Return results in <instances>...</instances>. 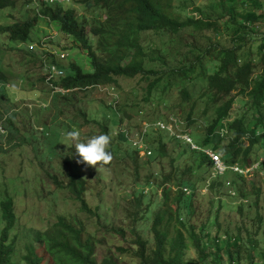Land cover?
<instances>
[{"label":"trees","instance_id":"16d2710c","mask_svg":"<svg viewBox=\"0 0 264 264\" xmlns=\"http://www.w3.org/2000/svg\"><path fill=\"white\" fill-rule=\"evenodd\" d=\"M75 1L93 12V17L87 19L83 15L81 20L74 10H63L57 5L43 8V12L58 24L62 33L69 35L73 44L83 51L82 57L90 67L87 73L82 66L71 62L64 68L65 77L54 82L68 90L70 97L65 98V101L69 107H75L79 100L78 94L88 92L90 86L119 88L120 79L140 76L142 81H149L143 97L145 102L156 99L163 101L169 92L178 91L181 103L189 107L186 128L196 123L195 117L204 120V135L197 137L199 133L191 131L195 133L194 141L214 149L225 162H238L246 168L264 156L261 153L264 149V36L260 40L254 39L259 31L258 23L264 20L262 0H240L243 5L249 2L252 5V8L242 9L240 13L237 0H220L222 11L217 16L204 14L200 8H196L193 13H199L198 16L191 14L186 17L182 14L183 6L179 0ZM5 7H15V3L0 0V11ZM36 22H24L21 28L20 24L3 28L2 32L13 40L25 42L30 40ZM189 29L195 35L193 43L185 42L182 38V33ZM202 35H205L206 40ZM217 38L219 41L215 40ZM202 40L205 44L201 43ZM185 45L190 50L183 52L182 47ZM173 53L180 56L177 65L170 63L169 57ZM49 57L52 58L51 54ZM257 70L259 74H256ZM2 73L5 72L0 68V79L3 78ZM238 97L242 108L233 111L236 116L231 121V110ZM125 105L128 106L127 103ZM113 107H103L106 109L103 120L94 121L102 131L100 134L111 135L109 150L114 157L111 164L98 168L113 167L121 155L124 159L130 158L136 165L131 178L137 185V190L133 191L132 199L126 202L125 207L131 220L133 246L131 249L119 248L120 255L130 254L138 259L139 264H222L224 257L229 259V264H240L241 251L247 242L254 249L258 247L255 236L260 234L264 222V205L260 206L261 188L255 179L230 173L211 179L212 164L209 157L175 139L171 140L174 147L169 151L167 140L154 132L147 138L151 155L140 166L146 169V173L141 176L139 150L126 135L129 130L123 131L119 125L124 116L128 119L131 116L127 114L126 108ZM108 110L111 113L107 114ZM80 114L82 117L88 115L83 110ZM222 127L228 131L227 138L221 137ZM116 130L118 132L114 135ZM116 138L117 141L113 143ZM245 140L249 141L244 143ZM219 145H223L225 151L220 150ZM75 158L79 159L78 156ZM166 159L169 160L167 170L163 167ZM81 165L72 167L69 162V166L76 171L69 172L67 184L58 182L60 189H68L73 195L79 205L78 211L75 215L58 216L51 228L27 231L31 240L25 246L24 255L20 256L17 250L16 235L10 238V233L17 225L14 201L8 193L0 197V224H3L0 229V264H18L17 259L25 264H45L46 257L37 252L39 247L45 250L50 264H118V258L113 254L104 255L101 263H98V243L96 240L93 244L90 242L94 234L84 237L88 227L78 213L97 218L98 227L106 228L103 230L111 234L124 236L126 230L115 229L114 222L107 218L102 220L98 206L91 205L86 177L80 173ZM254 171L251 173L254 178L264 180V162L259 163ZM98 179L101 181L102 176H98ZM229 179L231 186L228 187ZM184 188L190 193L184 192ZM228 188L234 192L231 193V189L228 192ZM173 189H176L177 197L173 200L174 204L170 205ZM205 189L211 197V207L199 231L197 219L202 214L201 191ZM223 197L237 203L235 211L244 219H250V210L252 206L256 207L252 223L257 229H247L246 239L240 233V226L239 232L232 234L227 230L222 238L211 239V233L206 232L209 223L220 228ZM216 201L217 206H214ZM154 206H159V209L151 227L152 244L151 239L141 235L140 230L137 231L133 225L142 219L145 221L146 213ZM171 224L178 226L174 237L170 236L168 230ZM184 231L189 233L193 241L199 254L197 259H185L187 240ZM262 235L264 238V232ZM260 255V263H255L251 257L250 264H264V251Z\"/></svg>","mask_w":264,"mask_h":264},{"label":"rangeland","instance_id":"374dc122","mask_svg":"<svg viewBox=\"0 0 264 264\" xmlns=\"http://www.w3.org/2000/svg\"><path fill=\"white\" fill-rule=\"evenodd\" d=\"M71 1L74 3L73 0ZM237 1L239 2L240 0ZM262 1L264 2V0ZM219 2L220 0H179V3L183 6L181 9L182 14L185 17L191 14L198 16L199 13H193V9L196 8H200L204 14L217 16L222 11ZM251 6L250 2L246 5L239 2V13L242 9H247V7L252 8ZM78 10L87 19H91L94 15L85 6H79ZM262 10L264 11V7ZM0 17L1 25L14 27L20 24L21 28L24 21L33 18V13L30 8L23 7V2L21 1L18 2L15 8H5L2 10ZM37 25L38 27L31 35L32 42L29 44H33L35 40L37 41L35 36L39 33H42V37L59 36L58 27L53 23L42 19L38 21ZM258 26L259 31L254 35V39L256 37L260 40L264 36V20H261ZM193 35L194 33L189 29L182 33V38H184L185 42L193 43L195 37ZM204 36L202 35V38L206 40ZM66 37H64V42L54 39L52 45L58 49H62L61 46H63L67 49L66 54L69 55L66 58L57 57L48 61L54 60L63 67L69 65L71 62H75L79 66H82V69L87 73L90 72L86 59L82 57L83 51L76 44L74 45L72 40ZM204 40L201 41L202 44H205ZM215 40L219 41L218 38ZM0 43V60L5 58V61L0 63V68L4 71H8V69L12 71L10 74L5 73L4 78L8 82H12V87L3 86V89L0 90V95H2L0 98V197L8 193L14 201L17 225L10 233V238L16 235L17 250L20 252V256L26 253L25 246L31 240L30 236H27V231H30V229L45 230L46 228H51L57 222L58 216H71L75 215L78 211L79 205L74 201L70 191L68 189H60L58 185V182L67 184L69 182V172L72 170L76 171L69 166V162H71L72 167H76L77 165L75 147H68L60 143L63 141L65 133L71 131L73 128L81 132L82 141L93 135L102 133L100 127L95 125L94 121L101 122L103 120L106 111L103 107L113 105L114 109L126 108V112L131 116V119L124 116V123L122 122L119 125L123 131H130L131 139L135 143L141 129L146 131L153 126L148 132L153 134V131H157L152 119L156 120L158 116L164 119L165 123L173 122L172 129L175 131V134L170 135L171 140L175 139L183 143L182 139H186L182 136L184 133L192 136L194 139L195 133L192 134V130L199 133L196 134L197 137H201L206 132L204 120L201 117H195L196 123L187 128L190 131L183 129L184 123L181 119L186 121L189 107L181 103L182 98L178 91L169 92L163 101L156 99L155 101L145 102L143 97L149 81H142L140 76L134 79H120L119 88L118 86L114 88L109 86L92 88L90 86L92 90L87 89L89 90L88 92H80L78 94L79 100L75 107H69V104H66L65 98L70 97V94L66 92V89L56 88L51 92L45 86V80L43 83V78L46 74L44 73L42 60L38 57L42 55L41 53L31 51L34 57L29 55L25 51L29 44H20L10 39L6 34L2 35V38L0 37ZM188 50H190V47L186 45L182 47L183 52ZM6 53L8 54L6 55ZM179 59L180 56L175 53L169 57L172 65H177ZM259 73V70H257L256 74ZM32 84L35 85L33 86ZM240 98L242 99V96ZM126 103L128 106L125 105ZM166 105H172L169 107L170 110H167ZM241 108L242 105L238 97L231 110L233 116L229 120H234V116L236 115L233 111H239ZM156 109L158 110L154 113L153 110ZM81 110L87 112V117H82L80 114ZM108 113H111V111L108 110ZM153 114L154 117L150 118ZM88 122L92 123L88 125ZM92 128L94 129L91 130ZM158 129L164 135H169V132L165 128L160 126ZM117 130L114 131V135L117 134ZM220 134L221 137L227 138L228 131L225 127L220 128ZM164 135L162 137L167 140L169 144L168 150L171 151L172 147H174L172 141L167 139V135H165L167 138ZM116 141L117 138L113 140V143ZM248 141L245 140L244 143ZM219 146H221L220 150L225 151L224 146ZM204 150L210 149L205 148ZM261 153L264 154V149L261 150ZM144 155V152H139V167L144 161H148V157ZM263 160L264 157H262ZM253 166L246 170L245 174H247V178L255 179L258 184L257 186L261 188L260 206H262L264 205V180L258 177L254 178V174H251L255 169ZM163 167L165 170L169 169L168 159L164 160ZM151 168L154 169L153 166ZM135 169L136 165L132 159H124L122 155L111 168H93L86 165H81L80 167V173L87 180L88 200L91 205L98 206V214L102 220L107 218L112 223L114 222L115 229L124 228L126 230L124 236L121 234H111L109 231L103 230L106 228L98 227L97 218L89 217L85 213H78L79 217L86 221L88 227V231L84 233V237L94 234L90 238V242L93 244L96 240L98 243L96 244L98 263H101L104 255L113 254L115 257L117 256L118 264H139L138 259L132 257L130 254L120 255L118 250L119 248L131 249L133 246V233L130 229L131 220L128 219L129 215L125 207L126 202L132 199L133 191L137 190V185L131 178ZM139 171L141 176L146 173L144 167H140ZM98 176H102L101 181H99ZM102 187L103 190L101 191ZM37 192L42 195L37 194ZM158 193L160 194L161 190ZM201 194L203 196L202 214L197 219L199 231L201 230V223L206 220L211 207L209 204L211 197L208 195V192L203 190ZM176 197V189H173L170 195V205L174 204L173 200ZM212 199L218 200L217 198ZM222 200H224V207L221 210L220 228H217L216 224L209 223V226L207 225L206 227V232L211 233V239L222 238L224 232L227 230L232 234L239 232L240 226V233L246 239L247 229H257V226L252 223L256 207L252 206L250 210L251 218L244 219L242 216L239 217L235 211L237 203H234L228 197H223ZM253 200H255V197ZM214 206H217V201L214 203ZM158 209L159 206H154L149 213H146L147 219L145 221L142 219L133 225L137 231L140 230L141 235L147 239H151L152 244L153 234L151 233V227ZM262 214L264 218V208L262 209ZM210 222L214 223L216 221L211 220ZM1 228H3V224H0ZM177 228L178 226L175 224L169 226L170 236H175ZM184 232L187 240L185 259H197L199 254L194 247L193 241L190 239L189 233ZM262 232H264V222L260 229V234L255 236L258 239V247L254 249L247 242L245 248L241 251L240 264H250L251 257H253L255 263L261 262L260 252L264 251ZM133 249L135 251V247ZM37 252L39 255L46 257L45 264H50L49 258L42 247H39ZM17 262L18 264H25L19 259H17ZM222 264H229V259L224 257Z\"/></svg>","mask_w":264,"mask_h":264},{"label":"clouds","instance_id":"9594fccd","mask_svg":"<svg viewBox=\"0 0 264 264\" xmlns=\"http://www.w3.org/2000/svg\"><path fill=\"white\" fill-rule=\"evenodd\" d=\"M11 1L13 3H15V7L18 4V2L22 1L23 7L30 8L32 10L33 18H31L27 21H24V22L30 21L32 23H35V20H37V22H38V21H41L42 19H44L45 21L53 23L54 25H56L58 27V31L60 32L59 36L42 37V33H40V36H37V35L35 36L37 38V41L35 40V42H33V44H29L32 42V38H30V40L25 41V42L18 41V40H15V41H17L20 44H29L28 47H26L27 49L25 51L33 57H34V54L31 51H37V52L42 54L41 56H38V57L40 60H42L43 67H44V73L46 74V75H44V78H43V83L45 80V83H44L45 86L48 87L51 92H53L56 88L63 89L62 87L55 85L54 82L59 81L65 77V69L64 68L68 65H65L63 67L60 64H58L56 61L53 62V61H48V60H52V59L57 58V57L66 58L69 55V54H66L67 49H65L63 46H61L62 49H58L52 45V43L54 42V39H57V40L59 39V41L64 42V37L68 36L66 38H69V39H71V38L66 33H62L63 31H61V28L59 29L58 24L53 22L51 20V18L43 12V8L46 6L57 5V6H60V8H62L63 10H74L76 12L77 16L81 17V20H83V18H82L83 15H81L79 10H78V7L80 5L75 0H73L74 3H72L71 0H19V1L11 0ZM15 7H5V8H15ZM0 13H1V11H0ZM0 19H1V17H0ZM37 22H36V24H37ZM38 25L35 26L33 31L38 27ZM8 27H11V26H4V25L0 24V37L1 38H2V35H4L2 32L3 28H8ZM33 31H32V33H33ZM32 33H31V35H32ZM6 35H8V34H6ZM9 38H10V36H9ZM7 54L8 53H6V55ZM50 54H51L52 58L49 57ZM4 61H5V58L0 60V63L4 62ZM4 72L6 74H10L12 71L10 69H8V71H4ZM5 73H2L4 75H2L3 78L0 79V80H2V81H0V90L3 89V86H11V83H12V82H8L7 80L4 79ZM32 85L34 86V84H32ZM66 92L68 93V90H66ZM1 96L2 95H0V98H1ZM168 109H169V106H167V110ZM157 110L158 109L153 110L154 113H156ZM151 117H154V114ZM163 120L164 119H161L160 116H158V119H156V120L152 119L153 125H154L155 129L157 130V131H153V132L161 134L163 136L164 134L161 133L158 129V127L161 126L169 132V135H167V134H165V135H167L168 139L171 140L170 135L175 134V131L172 129L173 122L170 121L168 123H165ZM181 120L184 123L183 129H185L186 131H190L186 128V121H184L183 119H181ZM151 128H153V126H151L146 131H143L141 129V132L138 134V137L136 138L137 139L136 143L132 141L130 131L127 132V134H126L130 138V140H131L130 142L133 143V145L138 148L139 152H144V154H145L144 156H146V157L151 155V149L149 148L150 145L148 144V141H147V138L150 134L148 131ZM124 131H126V130H124ZM182 136H184L186 138V139H182L183 145L189 147L193 151L201 152L202 154H204L205 156H207L211 159V164H212L211 179L224 176L227 173L244 174L246 176L247 175V174H245L246 170H248L250 167H252V165H251L250 167L243 168L242 165L238 162H236L234 164L227 163L222 159L220 154L215 152L213 149H211L209 147H203L200 144H197L194 141L192 136H189L186 133L182 134ZM187 139H189V141ZM111 142H112V137L108 133L93 135V136L87 138L86 140L82 141L81 140V132L79 130L73 128L71 131H68L65 133L64 139L60 144H64L68 147H73V146L75 147L76 155L79 157V159L76 161L77 164H83V165H86L88 167L98 168V166H107V165L111 164V162L113 161V159H114L113 154L109 150ZM205 148L210 149V150H204ZM262 157H264V156H261L259 161L255 164H253L254 165L253 168L255 167V169H256L258 167L259 163L264 162V160L262 161ZM253 168H251V169H253ZM230 180L227 182L228 187L231 186ZM230 189H231V193H233L234 190L232 188H230ZM205 190L207 191V189H205ZM184 192H186L187 194L190 193L186 188H184Z\"/></svg>","mask_w":264,"mask_h":264},{"label":"built area","instance_id":"2783aa9c","mask_svg":"<svg viewBox=\"0 0 264 264\" xmlns=\"http://www.w3.org/2000/svg\"><path fill=\"white\" fill-rule=\"evenodd\" d=\"M189 141V139H187Z\"/></svg>","mask_w":264,"mask_h":264}]
</instances>
